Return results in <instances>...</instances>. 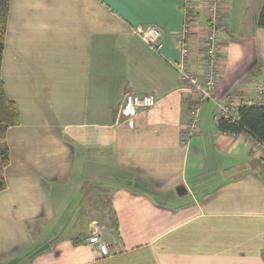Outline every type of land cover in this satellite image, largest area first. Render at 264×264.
Segmentation results:
<instances>
[{"label":"crops","instance_id":"crops-1","mask_svg":"<svg viewBox=\"0 0 264 264\" xmlns=\"http://www.w3.org/2000/svg\"><path fill=\"white\" fill-rule=\"evenodd\" d=\"M263 2L225 0L214 101L182 146L174 35L187 15L200 76L206 0H9L1 80L20 123L5 135L0 264H264V154L217 129V104L257 102ZM148 25L158 51L134 33ZM128 93L157 98L132 125ZM97 215L109 257L87 240Z\"/></svg>","mask_w":264,"mask_h":264},{"label":"built area","instance_id":"built-area-1","mask_svg":"<svg viewBox=\"0 0 264 264\" xmlns=\"http://www.w3.org/2000/svg\"><path fill=\"white\" fill-rule=\"evenodd\" d=\"M225 0H206L204 10L205 26L202 42L203 50V69L201 75H196L194 65H190L188 58L192 55V47L188 33L189 19L186 15L181 31L174 35V40L180 51V61L174 64V68L178 73L179 80L185 86V91L188 94V103L191 104L189 110V122L186 125L184 135L182 136L181 145L187 146L189 141L194 137L200 128V109L202 105L214 101V93L219 80L220 71V33L223 29L221 12ZM188 9H191V0H186L185 3ZM134 33L153 50L158 51L161 48L162 32L160 27L156 25H148L134 29ZM257 102L255 106L264 107V78L256 84ZM157 104V98L151 94L138 96L134 93L126 94L124 105L122 107V115L128 120V124L132 125V120L139 113L153 108ZM238 104L232 102L230 105L217 104V119H223L231 122L237 120ZM254 143V148L264 154V146ZM108 236L111 243L116 242L113 234H108L105 229L94 224L90 228L88 242L95 245L102 257L111 255L110 246L105 240Z\"/></svg>","mask_w":264,"mask_h":264},{"label":"trees","instance_id":"trees-1","mask_svg":"<svg viewBox=\"0 0 264 264\" xmlns=\"http://www.w3.org/2000/svg\"><path fill=\"white\" fill-rule=\"evenodd\" d=\"M9 0H0V191L5 189L3 170L9 164L8 149L5 144V135L9 128L19 125V115L15 105L10 102L4 93L1 80L2 51L4 46L5 26L9 11ZM257 25L264 28V2L262 4ZM190 110L191 104H188ZM219 132L228 134H245L251 140L264 146V107L242 105L237 110L235 122L219 119ZM264 164V159L261 161Z\"/></svg>","mask_w":264,"mask_h":264},{"label":"rangeland","instance_id":"rangeland-1","mask_svg":"<svg viewBox=\"0 0 264 264\" xmlns=\"http://www.w3.org/2000/svg\"><path fill=\"white\" fill-rule=\"evenodd\" d=\"M104 221H105L104 219H99L98 215H97V216L93 217V219H91V222H89L88 227L92 228L94 224H98V225L103 227L102 224H103Z\"/></svg>","mask_w":264,"mask_h":264},{"label":"water","instance_id":"water-1","mask_svg":"<svg viewBox=\"0 0 264 264\" xmlns=\"http://www.w3.org/2000/svg\"><path fill=\"white\" fill-rule=\"evenodd\" d=\"M180 189H181V188H180ZM180 189H179V190H180Z\"/></svg>","mask_w":264,"mask_h":264}]
</instances>
